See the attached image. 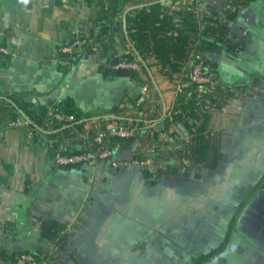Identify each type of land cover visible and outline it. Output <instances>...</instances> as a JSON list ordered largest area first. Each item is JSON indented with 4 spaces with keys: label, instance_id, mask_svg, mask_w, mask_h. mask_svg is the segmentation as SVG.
<instances>
[{
    "label": "crops",
    "instance_id": "crops-1",
    "mask_svg": "<svg viewBox=\"0 0 264 264\" xmlns=\"http://www.w3.org/2000/svg\"><path fill=\"white\" fill-rule=\"evenodd\" d=\"M150 1L156 0H0V47L7 50L0 51V94L40 105L69 98L92 118L85 131L116 122L107 117L116 108L137 119L161 115L163 103L173 105V79L181 75L170 78L148 57L160 96L140 65L136 77L116 68L130 50L125 10ZM188 5L222 17L236 51H205L203 57L223 83L246 88L241 99L209 110L207 140L214 150L208 162L214 152L216 165L191 164L184 157L187 131L164 129L160 118L148 124L160 146L147 142L145 125L135 142L142 159L155 145L151 165L133 163L132 150L122 149L116 159L125 164L118 167L98 160L66 169L45 145L28 140L23 117L10 126L1 113L0 246L7 255L48 253L41 223L58 220L66 224L67 242L55 264H217L230 253L240 264H264V0L238 8L233 19L225 17L226 0H179L170 7ZM112 16L118 23L93 52L77 62L60 58L64 33H87ZM140 94L144 116L131 101Z\"/></svg>",
    "mask_w": 264,
    "mask_h": 264
},
{
    "label": "trees",
    "instance_id": "trees-1",
    "mask_svg": "<svg viewBox=\"0 0 264 264\" xmlns=\"http://www.w3.org/2000/svg\"><path fill=\"white\" fill-rule=\"evenodd\" d=\"M124 5L128 0H118ZM176 1L171 0L169 4L161 0L150 1L140 7L130 9L125 15L123 22L124 40L130 50L123 55L126 61L138 60L140 67L150 71L148 57L154 58L165 70L164 74L173 76L179 74V79L186 83L181 91L177 92L169 114L168 107L163 103L161 115L153 114L147 118H134L130 115L122 116V110H112L116 117L112 120L118 123L132 121L140 127L148 125L157 119L164 121V129L180 126L189 135V140L184 142L185 158L191 164L198 166L214 167L217 157L213 156L208 162L209 154L214 150L212 141H208L207 122L209 110L213 107H221L229 100L241 99L245 93V86L227 85L219 79L217 69L211 61L204 59L205 51L225 50L230 53L236 51L235 44L227 36L226 30L222 28V17L212 9L199 12L195 7L187 9L188 6L179 9L171 8ZM252 0H226L227 19H233L238 8L245 6ZM169 5V6H168ZM116 10V14L120 12ZM124 11V10H123ZM126 11V10H125ZM114 16V15H113ZM96 21L97 28L87 33L77 32L64 33L62 36L63 46H69L76 39L84 40L83 43L74 44L71 52L59 51L62 60L76 62L83 58L85 53L93 52L96 44L106 35L112 34L113 25L117 24L113 18ZM198 56V57H197ZM201 62V69L209 77L208 82H197L192 80V69L195 64ZM119 74L138 76L133 69H118ZM137 95L132 99L135 104ZM52 109L55 112H62L74 116L71 122L48 123V112ZM5 113L8 122L15 121L25 115L26 126L32 132V140L35 144L41 145L42 140L50 157L54 158L58 152L62 156L93 153L97 157L104 148L111 151V159H115L117 152L122 149L132 150L131 160H141V150L135 142L138 138L136 131L131 137H118L109 135L105 140L98 142L94 139V130H84V125L91 120L90 114L78 110L71 99L65 98L58 102L46 105L34 104L30 101L19 99L16 94H0V114ZM24 118V117H23ZM7 122V123H8ZM152 137H146L147 142L159 144L158 133L153 130ZM83 133L82 135H78ZM50 140V142L48 141ZM85 162L68 163L60 165L63 168H81ZM41 236L48 243L62 248L66 242V224L58 220H44L41 223ZM26 251L7 255L1 250L0 259L13 263L15 256ZM38 261H55L54 251L42 253V251L29 252ZM55 264V263H54Z\"/></svg>",
    "mask_w": 264,
    "mask_h": 264
},
{
    "label": "built area",
    "instance_id": "built-area-1",
    "mask_svg": "<svg viewBox=\"0 0 264 264\" xmlns=\"http://www.w3.org/2000/svg\"><path fill=\"white\" fill-rule=\"evenodd\" d=\"M193 8L191 5H188L187 9ZM84 40H75L72 44L69 46H63L62 51L64 52H71L72 51V46L74 44H80L83 43ZM95 49V48H94ZM0 51L3 53H7L6 48L0 47ZM198 57V56H197ZM139 67L138 61H126L123 59L121 62L117 63L116 68L118 69H137ZM192 80H195L197 82H208L209 77L204 74V72L201 69V62L197 63L194 65L192 69ZM173 83L175 86V95L177 92L181 91L182 87L186 86L185 82H182L179 78L173 79ZM146 102V98L143 94H140L135 102V109L137 110L138 108H141L139 110L140 115L142 116L145 111L143 109V105ZM171 107H168V112L167 114L170 113ZM144 116V115H143ZM74 116L71 114L67 113H62V112H55L52 109L49 110L48 112V118L47 121L48 123H54V122H71L73 121ZM22 122L19 120L11 121L9 122L10 126H19L21 125ZM26 124V121H25ZM146 126V137H152L153 131L150 128L149 125ZM137 126L131 121L127 123H118V122H110V120L107 119V122L105 124H98L94 125L93 130H94V139L98 142H101L106 139L109 135L112 136H118V137H131L133 133L136 131ZM32 132L30 130L27 131V138L28 140L32 141ZM45 140V139H44ZM42 140V145H46L45 141ZM50 142V140H48ZM152 145V151H151V157L149 159H135L131 160L133 163L137 165H151L153 162V158L157 154V150L155 149V145ZM98 160H103L107 161L112 167H118L122 164H125V161H120L118 159H111V151L108 148H104L102 151H100L95 157L93 153H86V154H76V155H70V156H62L58 152L54 156V161L57 165H62V164H68V163H78V162H85L86 164L90 165L93 164L95 161ZM59 246L54 245L52 243H49V250L50 251H58ZM1 246H0V254H1ZM0 264H54L53 261L49 262L47 260H42L38 261L37 258L29 253V252H23L21 254H18L15 256V259L13 263H8L5 259H0Z\"/></svg>",
    "mask_w": 264,
    "mask_h": 264
},
{
    "label": "rangeland",
    "instance_id": "rangeland-1",
    "mask_svg": "<svg viewBox=\"0 0 264 264\" xmlns=\"http://www.w3.org/2000/svg\"><path fill=\"white\" fill-rule=\"evenodd\" d=\"M216 262H217V264H240V263H243L242 261L239 262L236 259V255H232L231 253H230V255H226L225 260H223L222 262H220L219 260H216Z\"/></svg>",
    "mask_w": 264,
    "mask_h": 264
},
{
    "label": "water",
    "instance_id": "water-1",
    "mask_svg": "<svg viewBox=\"0 0 264 264\" xmlns=\"http://www.w3.org/2000/svg\"><path fill=\"white\" fill-rule=\"evenodd\" d=\"M161 1H162L163 3L165 2L164 0H161ZM169 2H171V0H169ZM131 8H132V7L128 8V9L125 11V13H124V15H123V21H124V19H125V15H126L127 11L130 10ZM114 28H115V30H117V26H115ZM148 74H149V76H150L152 82L154 83L155 88L157 89L158 94L161 96V93L159 92V89H158V87H157V85H156V83H155V81H154V78H153V76L151 75V72L148 71ZM22 116L24 117V119H27V117H26L25 115L22 114ZM107 117H109V118H115L116 116H115V115H107ZM137 134H138V131H136V135H137Z\"/></svg>",
    "mask_w": 264,
    "mask_h": 264
}]
</instances>
